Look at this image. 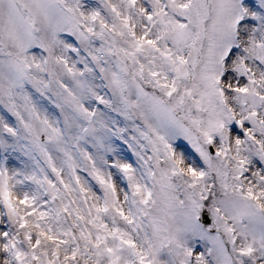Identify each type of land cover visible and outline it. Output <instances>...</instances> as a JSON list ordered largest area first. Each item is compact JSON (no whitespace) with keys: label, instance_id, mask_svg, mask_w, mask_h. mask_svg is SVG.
<instances>
[{"label":"snow or ice","instance_id":"6c2138e0","mask_svg":"<svg viewBox=\"0 0 264 264\" xmlns=\"http://www.w3.org/2000/svg\"><path fill=\"white\" fill-rule=\"evenodd\" d=\"M0 264H264V0H0Z\"/></svg>","mask_w":264,"mask_h":264}]
</instances>
